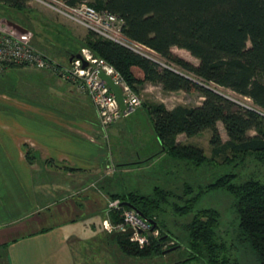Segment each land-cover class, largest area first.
I'll return each instance as SVG.
<instances>
[{
    "label": "trees",
    "instance_id": "obj_1",
    "mask_svg": "<svg viewBox=\"0 0 264 264\" xmlns=\"http://www.w3.org/2000/svg\"><path fill=\"white\" fill-rule=\"evenodd\" d=\"M29 1L0 0V4L24 10L29 8ZM66 1L72 5L81 2ZM91 5L120 16L128 38L147 45L188 72L182 74L161 66L89 30L86 45L112 64L136 92L140 85L153 82L167 91L198 92L204 97L198 106L148 105L162 151L201 163L207 158L205 150L178 141V136L193 137L210 129L213 157L230 161L253 154L264 162V0H95ZM174 47L188 50L199 64L176 54ZM217 87L229 89L241 99H250L252 105L228 97ZM220 122L228 134L226 141ZM230 178L231 174L225 175L224 180L221 178L210 186L227 188L234 195L239 218L237 239L249 245L258 263L264 264V180L251 177L234 183ZM155 192L156 196L162 193L160 188ZM111 196L140 207L145 217L149 216V207L155 203L154 207H158L151 196H139L135 192ZM191 208L183 210L189 212ZM205 211L195 215L190 224L191 255L187 259L205 257L208 264H230L227 245L216 237L217 212L209 215ZM155 231L149 233L150 242L144 247L134 242L132 234L116 236H124L121 243L125 251L146 256L162 251L163 241L169 238L154 236Z\"/></svg>",
    "mask_w": 264,
    "mask_h": 264
},
{
    "label": "crops",
    "instance_id": "obj_2",
    "mask_svg": "<svg viewBox=\"0 0 264 264\" xmlns=\"http://www.w3.org/2000/svg\"><path fill=\"white\" fill-rule=\"evenodd\" d=\"M24 67L0 73V259L89 264L84 244H104V204L121 193L103 185L105 132L91 97L74 82Z\"/></svg>",
    "mask_w": 264,
    "mask_h": 264
},
{
    "label": "rangeland",
    "instance_id": "obj_3",
    "mask_svg": "<svg viewBox=\"0 0 264 264\" xmlns=\"http://www.w3.org/2000/svg\"><path fill=\"white\" fill-rule=\"evenodd\" d=\"M81 1L89 4L95 2V0ZM0 29L22 38L52 60L55 59L56 63L62 61L63 64H58L64 67L70 65L72 55L81 53L83 49H89L96 55L86 45L90 34L89 29L62 16L41 0H30L29 8L24 10L0 4ZM136 49L141 51L139 46ZM174 50L176 54L190 62L199 64V60L188 50L178 47ZM157 59L161 62V66L188 74L160 55H157ZM24 69L29 70V73L46 72L25 67ZM213 87L216 86L213 85ZM217 88L228 97L241 100L245 105H252V101L248 98L241 99L229 89ZM138 93L142 102L135 111L116 123L102 127L105 132L102 136L106 141L104 145L106 171L104 173L102 169L101 176L106 177L104 180L106 184L103 183L106 192L119 189L120 194L135 192L139 196L154 198L158 207H154L155 203L148 208V217L155 219L159 224L154 236L168 235L169 238L163 241L162 251L139 256L124 250L121 243L123 235L112 237V233H106L104 244L95 241L84 244L89 254L91 253L90 257H88L89 254L86 257L87 262L89 264H208L205 257L187 259L191 255L190 224L195 215L206 210L205 212L209 215L214 214V211L217 212L218 222L215 233L217 239L228 247L230 264H259L251 247L240 243L237 239L239 218L235 210L234 195L227 188H214L210 184L216 183L221 178L224 180L225 175L228 174H231L230 179L234 183L244 182L251 177L264 180V162L259 161L253 154L230 159V161H224L222 157H213L210 129L193 137H188L186 134L178 136L180 142L192 143L203 148L207 156L205 161L197 164L192 160L175 158L169 153L161 157L162 146L158 142L148 105L164 103L168 108H174L180 104L198 106L201 105L204 97L198 92L167 91L153 82L140 85ZM219 126L223 140L226 141L228 139L226 129L222 122ZM91 137L95 140V135ZM122 156H125V160L128 161L127 169H122V163H120ZM155 158H158L157 162H150ZM137 159L144 164L132 165ZM157 188H160L163 194L156 196ZM130 189L134 190L130 191ZM111 195L104 204V210L112 199ZM189 206L192 210L184 212L183 209ZM112 219L119 223L122 214H114ZM117 232L120 233V231ZM178 244L180 246L177 249L164 252ZM0 264H5L2 258Z\"/></svg>",
    "mask_w": 264,
    "mask_h": 264
},
{
    "label": "built area",
    "instance_id": "obj_4",
    "mask_svg": "<svg viewBox=\"0 0 264 264\" xmlns=\"http://www.w3.org/2000/svg\"><path fill=\"white\" fill-rule=\"evenodd\" d=\"M41 1L54 8L62 16L85 26L100 36L123 44L161 63L157 59L159 54L155 50L145 44L131 40L124 34V21L117 14L107 9H97L85 1L74 5L66 0ZM138 46L141 51L136 49ZM81 55L82 58L76 57L70 62L69 66L64 67L22 38L0 29V73L8 65L28 66L34 69L50 70L64 80L74 82L80 91L91 97L97 110L98 120L103 127L116 123L124 116L135 111L141 104L142 99L124 76L112 64L104 58L94 55L89 49H83ZM83 60L88 61V66H83ZM100 70L111 75L121 87L127 105L125 112L122 110L111 87L99 75ZM114 213L122 214L119 223L113 221ZM102 227L112 234L133 228L135 232L132 235L140 247H144L150 242L149 233L152 232V224L134 208L122 205L119 198L109 200L102 220ZM140 230H143V232H140Z\"/></svg>",
    "mask_w": 264,
    "mask_h": 264
},
{
    "label": "water",
    "instance_id": "obj_5",
    "mask_svg": "<svg viewBox=\"0 0 264 264\" xmlns=\"http://www.w3.org/2000/svg\"><path fill=\"white\" fill-rule=\"evenodd\" d=\"M75 57H77V58H82V55H81V53L74 54V55L71 56L70 61H72ZM83 62H84V63H83V66H84V67L88 66L89 63H88L87 60H83ZM180 73H181V72H180ZM182 74H183V73H182ZM99 75H100L101 78L104 79V80L108 83V85L111 87V89H112V91L114 92V94H115V96H116V98H117V100H118V102H119V104H120L122 110L125 112V110H126V106H127V105H126V102H125V96H124V94H123V92H122L121 87L116 83V81L114 80V78H113L111 75L107 74L105 71L100 70ZM122 205H124V206H128V207H131V208H134L135 210L138 211V213H139L141 216H144V217H145L144 212H143L141 209H139L135 204H133V203H131V202H129V201H123V202H122ZM146 218H147V219L149 220V222L152 224V228H151V231H152V232L155 231L157 228H159V224H158V222H157L155 219H153V218H148V217H146ZM134 232H135V230H134L133 228H128V229H126V230H122V231H120L121 234H133ZM140 232H143V230H140ZM117 233H118V232H114V233L112 234V237H115V236L117 235ZM167 237H168V235H165L164 237H162V239H165V238H167ZM179 246H180V245H178V246H174V247H172V248L167 249V250L164 251V252L166 253V252H169V251L175 250V249H177Z\"/></svg>",
    "mask_w": 264,
    "mask_h": 264
}]
</instances>
